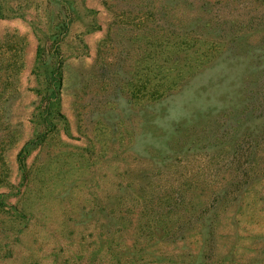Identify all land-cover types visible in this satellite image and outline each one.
<instances>
[{"label": "rangeland", "instance_id": "1", "mask_svg": "<svg viewBox=\"0 0 264 264\" xmlns=\"http://www.w3.org/2000/svg\"><path fill=\"white\" fill-rule=\"evenodd\" d=\"M0 264H264V0H0Z\"/></svg>", "mask_w": 264, "mask_h": 264}]
</instances>
